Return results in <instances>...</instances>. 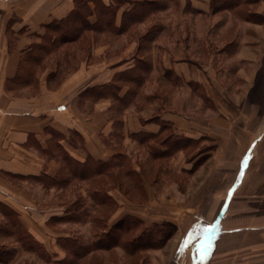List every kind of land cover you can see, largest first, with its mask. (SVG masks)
Segmentation results:
<instances>
[{
	"label": "crops",
	"instance_id": "1",
	"mask_svg": "<svg viewBox=\"0 0 264 264\" xmlns=\"http://www.w3.org/2000/svg\"><path fill=\"white\" fill-rule=\"evenodd\" d=\"M75 1L0 0V204L17 213L24 229L43 247L46 255L39 259L52 257L60 262L66 257L60 241L70 235L60 226L72 222L61 224L56 219L68 216L78 199L70 205L37 200L32 196L29 184L34 179L30 177H57L63 166L59 150L81 164L109 165L129 155L132 170L140 174L142 163L137 164L130 151L136 153L154 143L145 137L158 135L165 123L186 139H200L211 126L214 136H222L195 172L200 178V196L224 195L204 230V241H208L201 254L203 264H264V0H244L231 8L214 7L212 0L170 1L165 11L122 34L89 33L86 41L62 46L38 68L35 84L10 87L22 57L41 43L48 25L72 13ZM90 8L94 10V3ZM131 8L125 4L118 10L116 27ZM255 16L263 21L248 19ZM96 19L95 14L89 18L92 24ZM173 19L182 23L178 30ZM156 26L160 30L155 38L145 43L143 36ZM194 52L200 53L198 61L189 58ZM136 59L149 61L151 71L129 104L120 103L127 98L129 86L119 91V98L94 96L95 89L126 84L120 76L133 70ZM223 71L231 75L229 90ZM177 91H189L188 99L197 94L203 108L214 107L218 117L207 122L185 112L186 99H177ZM256 117L263 119L257 137ZM182 157L183 152L172 157L170 169ZM237 157L240 165L238 161L233 175ZM188 165L185 162L180 170ZM108 172L74 179L87 185L78 195L96 192L90 190L93 183L108 182ZM34 181L39 185L36 192L43 196L50 190L62 195L67 190H48ZM151 188L145 186L148 196L155 194ZM109 194L123 196L120 186ZM154 218L146 226L165 219L161 215ZM6 224L0 211V228ZM19 255L8 264H16ZM94 255L91 252L86 257Z\"/></svg>",
	"mask_w": 264,
	"mask_h": 264
},
{
	"label": "rangeland",
	"instance_id": "2",
	"mask_svg": "<svg viewBox=\"0 0 264 264\" xmlns=\"http://www.w3.org/2000/svg\"><path fill=\"white\" fill-rule=\"evenodd\" d=\"M232 1L230 0V3ZM219 2L222 3V0H219ZM173 25L178 30L182 23L175 20ZM199 54V52L190 53L189 58L193 61H198L196 59L199 58ZM213 54L214 50H212L211 56ZM222 73L226 74L227 80L225 81L227 83L225 86L229 90L231 75L229 71L227 73L223 71ZM181 92H176V98L182 99L183 97L186 99L183 107L185 112L200 120L205 119L207 122L212 121L214 117H218L215 115L216 111L213 106L212 109H208L206 106L205 109L203 108L202 100L195 96L197 94L191 95L192 99H188L185 94L190 95L189 91ZM224 102H226L225 99ZM255 119L259 126V130L255 133V137H257L262 132L263 119L262 117H256ZM211 127L205 134L203 132V136L195 140L194 143H183L181 145H176V143H147L144 150L141 149L136 153L131 150L132 156L137 158L135 162L137 164L142 163L143 170L140 175L137 174L140 179L135 178L137 175L133 173H131L130 177L125 178L124 171L117 175V168L111 167L108 172V182L105 181L101 184L96 181V183H93L90 190L97 189L93 193V196H96L95 199L92 194H88V196L78 195L81 189H87V185L78 184L74 180L67 185V190L63 192V195L50 190L47 191L48 194L45 196L36 192L35 189H39V185L35 184L34 180H31L29 185H31L32 196L34 193L37 200L38 198L40 200L50 199L55 202H64V205H70L78 199L75 206L70 208L68 216L56 219L61 224L72 222L65 226H60V229L64 234L70 235V238H65L64 241L73 242L76 240V244H70L76 249L82 245H89L99 236L104 238L109 230H112L110 231L111 235L118 236L120 232L117 229H113V227L118 223L117 219L125 215L139 220L142 223L141 228L140 225H137L136 228L135 224L131 222L130 225L128 224L124 228L125 230H121L124 235H122L123 238L119 240L118 245L109 250H96L92 258L85 256L90 254L88 253L75 261L67 250L63 248L67 255L60 262L54 261L52 257H49L47 261L46 259L42 261L39 257L43 259L45 256L41 257L37 253L23 255V247L17 243L15 236L11 234L8 235L9 239H6L5 236L7 235L3 234V230L0 233V263H11L14 259L12 257L19 253L16 264H203L201 254L204 252L208 241H204V230L207 228L206 224L216 216L217 209L224 199V195L220 197H202L198 192L200 178L199 174L196 175L195 172L198 166L216 150L218 143L222 142V136H219V134L214 136ZM172 133L171 129L170 134ZM167 134L161 138L163 139ZM173 134L176 138L177 135ZM166 146H168L169 150H166ZM127 150L129 152L130 149ZM180 152L184 153V157L180 159L181 161L176 159L175 169H170L169 163L172 157H177ZM129 157L127 155L123 161V164L127 163L124 168L133 169L134 164ZM238 161L239 157L235 159L232 169L233 175L237 172ZM185 162L189 164V168L182 171L180 167ZM155 180L159 182L153 185ZM40 183L43 188L45 187L48 190L53 187L49 184ZM146 185L152 186L150 190L152 191L153 189L155 194L152 193L148 196L145 192ZM118 186L121 187L123 196L110 195L109 192ZM94 200H97V203L100 204L97 205ZM101 203L104 205L102 206ZM160 215L165 219L155 222L154 226H146L150 224V221L154 222V219H156L154 217ZM177 217H182L184 221H179ZM141 231L146 235L152 234L149 242L144 244L145 247L143 246L144 249L141 251L135 253L126 252L123 248L124 242L133 240V238L140 235ZM147 238L148 236L143 237L144 240ZM168 243L170 246L165 248ZM61 246L63 245L61 244ZM164 248L165 250H163Z\"/></svg>",
	"mask_w": 264,
	"mask_h": 264
},
{
	"label": "trees",
	"instance_id": "3",
	"mask_svg": "<svg viewBox=\"0 0 264 264\" xmlns=\"http://www.w3.org/2000/svg\"><path fill=\"white\" fill-rule=\"evenodd\" d=\"M170 1L174 0H113L112 4L104 5L100 0H76L72 13L67 18L61 21H55L48 25L46 27L45 34L42 36L41 43L38 45H33L30 48V51L24 55V57H22L18 73L16 77L10 81L9 86L18 87L35 84L38 68L42 65L43 61L47 57L53 53H56L62 46L78 42L80 39H84V41H86L88 37L87 35L89 33L122 34L128 31L131 27L142 24L158 13L165 11ZM242 1L244 0H233L230 3V0H222V3H220L219 0H212V4L214 7L218 6L231 8L233 6L239 5L242 3ZM90 3H94L95 5L93 11L90 8ZM125 4H129L132 6V8L131 10L124 13L121 25L116 27L115 21L117 12ZM94 14L96 15L97 19L96 22L92 24L89 18ZM248 19L256 23L263 21L262 19H258L257 16L248 17ZM159 30L160 28L158 26L154 27L143 36L142 40H145V43H150L155 38ZM150 71L151 66L149 61L146 59H136L133 70L120 76V80L126 82V84H112L95 89L94 96L97 99L106 96L119 98V91L124 86H129L127 98L120 99L121 105L125 106L129 104L132 98L137 94L138 89L142 86L145 77L150 73ZM170 131V125L163 123L158 135L146 136L145 138L147 141L153 140L154 143L163 144L176 143V145H181L183 143L195 142V140L186 139L179 136L175 138L173 133L170 134ZM165 134H167L166 137L162 139L161 137H163ZM53 137L58 140L60 139V135L56 133H53ZM166 150H169L168 146H166ZM57 152H59L63 163L61 172L57 177L51 178L46 175H42L40 177L30 178L42 182L43 184H49L53 187L66 188L67 185H69V183L74 179L87 180L91 177L95 178L102 174H106L111 169V167L120 168V171L117 173V175L124 171L125 178H128V176L130 177L131 173L137 175V173H135L132 169L124 168V165L127 164H123L125 159H117L115 162L110 163L109 165L91 162H85L84 164H81L74 161L67 153L63 151L59 150ZM91 167L93 169L92 171H90ZM138 175L135 178H139ZM92 197L95 199L96 196H93L92 193ZM95 203L97 205L100 204L97 203V200ZM103 205L104 204H102V206ZM0 211L7 219L6 227L0 228V233H2L4 230L3 234L5 235H14L17 242L25 249V251L40 254L41 257L46 255L43 247H41L21 225L18 220L17 213L11 211L8 207L2 204H0ZM75 211L78 212L77 210ZM131 222L135 224L136 228L137 225H140L141 228L142 223L139 220L126 216L118 221V223L113 227V229H117V231L120 232L118 236L111 235L110 231L112 230H109L104 238L99 236L89 245H82L77 249L73 245H70L71 243L76 244V240L71 242L68 240L64 241L63 239L60 241V245L62 244V248L66 249L68 254L76 261V259L84 256V254H88L96 250H109L112 247L118 245L119 240L122 239V235H124L121 230L128 226V224L130 225ZM151 235V233L150 235H146L143 233V231H141L140 235L133 238V240L124 242V250L130 253L143 250L145 247L144 244L149 242L150 238L152 237ZM144 236H148V238L144 240Z\"/></svg>",
	"mask_w": 264,
	"mask_h": 264
},
{
	"label": "bare ground",
	"instance_id": "4",
	"mask_svg": "<svg viewBox=\"0 0 264 264\" xmlns=\"http://www.w3.org/2000/svg\"><path fill=\"white\" fill-rule=\"evenodd\" d=\"M244 153H245V152H244ZM244 153H243V154H244ZM241 158H242V157H241ZM239 165H240V161H239ZM238 168H239V167H238ZM213 219H214V218H213ZM212 221H213V220L211 219L210 222H208L207 224H211Z\"/></svg>",
	"mask_w": 264,
	"mask_h": 264
}]
</instances>
